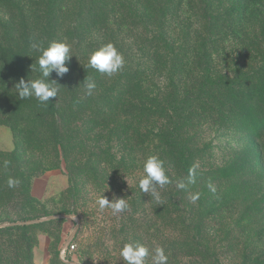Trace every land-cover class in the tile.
I'll return each mask as SVG.
<instances>
[{
	"label": "rangeland",
	"instance_id": "1",
	"mask_svg": "<svg viewBox=\"0 0 264 264\" xmlns=\"http://www.w3.org/2000/svg\"><path fill=\"white\" fill-rule=\"evenodd\" d=\"M41 1L0 0V35L9 23L21 27L24 19L29 32L46 39L48 9ZM88 1L60 0L62 10L50 29L56 41L65 39ZM124 1L130 9L122 12L135 27L115 31L111 20L110 33L123 37L117 44L123 55L130 47L126 62L143 66L137 37L160 32L178 56L167 57L169 68L176 62L173 69L186 64L187 71L170 80L163 68L130 88L120 87L125 83L116 79L119 74L94 75L93 94L100 105L104 101L106 112L93 115L83 137L89 154L82 158L77 140L58 150L56 158L54 148L33 143L32 128L0 121V264H125L119 250L128 241L162 245L168 264H264V96L260 90L249 97L244 93L264 84V0H175L179 5L167 2L171 9L163 24L149 18L147 0ZM75 40L73 53L88 63L92 49ZM202 40L210 69L206 79L194 66ZM222 74L237 78L233 97L226 95L232 91L228 82L218 79ZM127 89L133 91L123 93ZM106 92L121 93L111 108ZM144 103L153 111L160 107L158 114L133 110ZM146 132L149 138L143 141ZM170 146L199 164L197 181L186 191L171 192L167 186L166 201L157 206L140 191L138 179L151 154L173 172ZM4 160L10 161L7 170ZM9 176L20 178L21 185L8 188ZM103 191L109 200L128 199L129 211L121 218L108 209L101 212L95 200ZM190 192L201 193L195 204ZM12 221L26 226L10 228ZM68 242L74 248L64 256Z\"/></svg>",
	"mask_w": 264,
	"mask_h": 264
},
{
	"label": "trees",
	"instance_id": "2",
	"mask_svg": "<svg viewBox=\"0 0 264 264\" xmlns=\"http://www.w3.org/2000/svg\"><path fill=\"white\" fill-rule=\"evenodd\" d=\"M108 1L109 0H89L88 4H86L87 9L76 18V20H78H75L76 23L74 21V23L68 27L65 39L59 37V41L65 42L72 47L76 38V45H83L88 49H92V51L109 42L113 44L116 43L115 46L117 47L119 39L123 37H119L117 34L120 32H117V35L113 32L110 33L111 24H114L116 27V29H114L115 31H120V27H129L132 25L135 27V23L133 21L128 23L127 14L122 12V10L130 9V7H125L126 1L111 0L112 2L110 1V4H108ZM173 1L175 0H147L146 10L149 9L151 11L149 18L153 19L152 21H158V23L163 24L166 14L171 9V7L166 4L167 2L173 3ZM198 1L202 2L204 0ZM41 2L44 4L42 7L45 10L48 9L44 15V17H46V25L43 26L44 28L42 31L47 29L48 32L45 33L47 35L46 39L40 37L39 39L42 40L44 46L47 47L49 41L56 40L54 39V33L50 29L55 28L54 23L58 19H56V13H60L62 6L60 0H42ZM173 4L176 6L179 5V2ZM83 6H85V4H82V7ZM247 6L248 4L245 2L241 7V13L246 12ZM113 11L119 12L117 13L118 16L117 18L115 17V19H110L112 17L110 14H112ZM111 20L112 23L110 24ZM33 35V33L29 32L27 21L24 19L21 21V27H14L9 23V26H5L3 28V33L0 35V121L9 123L13 127L26 126L32 128L31 140H33V143H46L48 147L54 148L53 150L56 158L58 156V150L66 151L67 148L72 146V142L77 140L76 144L83 148L80 153V158L85 157L89 154V146L85 143L88 138L84 139V134L90 127L93 115H101L103 117L106 111H103L104 101H101L100 105L96 93L90 97L84 95L83 82L86 77L102 74L89 68L87 62L81 61L73 53L74 56L70 61L66 62L69 71L62 78L57 77L55 72L50 76V79L56 80L61 86L58 97L51 98L50 104L42 105L34 97L24 100L19 99L14 87L15 84H17L20 79L31 80L38 78L40 75L38 71H31V68H38L37 60L39 56V53L33 52L29 47L30 38ZM94 35H96V37ZM137 40L139 46L143 49L142 56L146 59L145 64L143 66L139 64L137 66H132L131 62L128 60L124 70L116 77V79L122 80L123 83L126 84H121L117 81V83L121 84L120 87L130 88L132 83L143 82L147 77L151 78L155 72L163 68L167 71V75L170 76V80H174L177 74V76H183V74L186 73V64L178 66L180 69L177 70L176 68L175 70L173 68L176 66V62H172V70L169 68L170 61L167 60V57L169 55H176L174 58L176 59L178 56L177 53L168 46V41L161 36L160 32L140 35L137 37ZM205 45L206 41L202 40V42H200L202 54H200L198 59L196 57L194 66L198 72L204 74V78L206 79L210 76V69L208 67L209 60L206 56ZM144 53L147 55L145 56ZM130 54V47H128L125 49L124 55L127 58ZM87 72H90V76ZM253 73H245L242 75L244 77L252 76ZM81 76L84 78L82 83L79 80L74 84L73 81ZM218 79L221 82H228L231 88L230 90L232 91L226 95L233 97L236 94L234 90L238 84L236 83L237 78L222 74ZM259 90L262 96H264V84L261 85L260 89L251 87L246 89L244 93L249 97ZM132 91L133 90L127 89L123 91V93H131ZM120 94L121 93H105L106 101H108L107 106L109 108L113 106L114 102L120 99ZM158 108L160 107L156 106V110L153 111V105L150 104L147 106L144 103L138 108L134 107L133 110L153 117L158 114ZM28 114L30 116H28ZM145 134L146 136L143 141L149 138L148 132ZM170 147L173 150L169 149V153L173 156L174 161L172 166L173 172H168V174L173 181H176L187 175L188 169L192 166V163L181 148ZM33 158L35 159L38 157ZM169 189L171 192L179 191V189L175 187V183L169 185ZM8 226H10V228H19L25 227L26 225L19 221H12Z\"/></svg>",
	"mask_w": 264,
	"mask_h": 264
},
{
	"label": "clouds",
	"instance_id": "3",
	"mask_svg": "<svg viewBox=\"0 0 264 264\" xmlns=\"http://www.w3.org/2000/svg\"><path fill=\"white\" fill-rule=\"evenodd\" d=\"M29 47L33 52L39 53L38 68H31V71H38L40 75L31 80L20 79L14 86L16 93L21 100L34 97L42 105L50 104L51 98L58 97L61 87L56 80L50 79V76L55 72L57 77L62 78L69 71L66 62L74 56L72 47L65 42L56 40L49 41L45 47L37 35L30 38ZM125 65L126 60L123 53L111 42L93 50L89 55L87 64L89 68L109 78L121 73ZM83 88L86 97L92 96L97 88L96 81L92 77H86ZM9 164L10 161L4 160L2 167L7 170ZM198 169L199 164L193 163L188 169L186 177L173 181L168 174L165 161L159 155L151 154L143 161V170L138 179V187L142 193L149 195L153 203L157 206H163L166 201L163 190L175 183L177 189L186 191L190 185L196 184ZM6 183L8 188L16 189L22 181L18 177L9 176ZM207 187L213 194L216 193L217 189L211 181ZM104 192H101L95 200V204L101 212L108 209L112 216L121 218L123 214L129 211L128 199L113 197L112 200H109L103 195ZM200 197V192H190L188 199L195 204ZM119 256L125 264H148L149 259H151L152 264H168L169 260L165 248L155 242H153L152 247L138 241L124 242L120 247Z\"/></svg>",
	"mask_w": 264,
	"mask_h": 264
},
{
	"label": "built area",
	"instance_id": "4",
	"mask_svg": "<svg viewBox=\"0 0 264 264\" xmlns=\"http://www.w3.org/2000/svg\"><path fill=\"white\" fill-rule=\"evenodd\" d=\"M73 248H74V244L68 242L67 245L62 249V253L65 256V252L64 251H66V250L71 251Z\"/></svg>",
	"mask_w": 264,
	"mask_h": 264
},
{
	"label": "water",
	"instance_id": "5",
	"mask_svg": "<svg viewBox=\"0 0 264 264\" xmlns=\"http://www.w3.org/2000/svg\"><path fill=\"white\" fill-rule=\"evenodd\" d=\"M10 224V223H9Z\"/></svg>",
	"mask_w": 264,
	"mask_h": 264
}]
</instances>
